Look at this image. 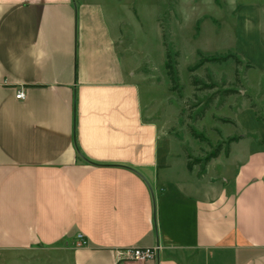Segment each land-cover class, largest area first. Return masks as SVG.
<instances>
[{"label":"crops","instance_id":"obj_1","mask_svg":"<svg viewBox=\"0 0 264 264\" xmlns=\"http://www.w3.org/2000/svg\"><path fill=\"white\" fill-rule=\"evenodd\" d=\"M119 53L97 0H0V264H264V141L174 177Z\"/></svg>","mask_w":264,"mask_h":264},{"label":"rangeland","instance_id":"obj_2","mask_svg":"<svg viewBox=\"0 0 264 264\" xmlns=\"http://www.w3.org/2000/svg\"><path fill=\"white\" fill-rule=\"evenodd\" d=\"M97 1L142 105L168 134L174 177L186 172L182 162L229 177L246 145L264 141V0ZM227 56L240 63L205 62Z\"/></svg>","mask_w":264,"mask_h":264},{"label":"built area","instance_id":"obj_3","mask_svg":"<svg viewBox=\"0 0 264 264\" xmlns=\"http://www.w3.org/2000/svg\"><path fill=\"white\" fill-rule=\"evenodd\" d=\"M16 99L24 100L25 95L18 91ZM78 246H85L86 240L82 235L77 236ZM160 248H127L117 252L118 262L124 264H140L152 261L157 257Z\"/></svg>","mask_w":264,"mask_h":264},{"label":"trees","instance_id":"obj_4","mask_svg":"<svg viewBox=\"0 0 264 264\" xmlns=\"http://www.w3.org/2000/svg\"><path fill=\"white\" fill-rule=\"evenodd\" d=\"M233 58L237 64L240 63V61L237 59V57L235 56H227V57H224V58H212V59H206L205 62L207 63H221V62H224L226 60H229ZM166 69H167V73L172 77V80H173V77H174V71H173V68L171 66V62L167 63L166 64ZM193 85H197L196 81H193ZM233 92H236V91H225L224 94H234ZM192 136H194L195 138H200L198 135H196V133L194 131L191 132ZM233 141L237 140V139H232ZM219 152H220V148L217 149V151L215 153H213L211 155V157L209 159H207L206 161H209L211 158H217L219 156ZM188 169L191 171L192 170V166L190 163H188Z\"/></svg>","mask_w":264,"mask_h":264}]
</instances>
